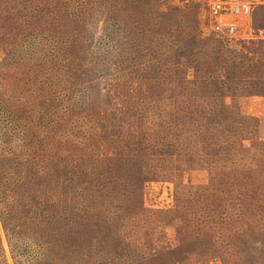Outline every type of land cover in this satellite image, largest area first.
Here are the masks:
<instances>
[{"label":"rangeland","instance_id":"obj_1","mask_svg":"<svg viewBox=\"0 0 264 264\" xmlns=\"http://www.w3.org/2000/svg\"><path fill=\"white\" fill-rule=\"evenodd\" d=\"M209 2L0 0V264H264V40Z\"/></svg>","mask_w":264,"mask_h":264},{"label":"built area","instance_id":"obj_2","mask_svg":"<svg viewBox=\"0 0 264 264\" xmlns=\"http://www.w3.org/2000/svg\"><path fill=\"white\" fill-rule=\"evenodd\" d=\"M264 10V0H210L209 27L228 43L264 40V26L255 24L254 14Z\"/></svg>","mask_w":264,"mask_h":264},{"label":"trees","instance_id":"obj_3","mask_svg":"<svg viewBox=\"0 0 264 264\" xmlns=\"http://www.w3.org/2000/svg\"><path fill=\"white\" fill-rule=\"evenodd\" d=\"M69 39L71 40L70 42L72 43V36L69 35ZM111 114H113V113H111ZM110 159L113 161V164H112L113 167L114 166L118 167V168H113V169L114 170L120 169L119 165H117V159H115V160H113L112 158H110ZM110 159H107V160H110ZM97 167L98 168H94V171L98 174V176L91 177V176L87 175L86 180H84L81 177V175L78 174V172H76V171H75V174H71L72 171L71 172L66 171L64 173V175H65L64 185H65V187H68L69 189L71 188L72 191H74V193L72 194V197H74V195H77V197L79 198L80 195L78 192L81 191L82 194L88 198V206H90L91 208H96L98 206V201H100L102 199H106V198L109 199V197L112 196L113 194H115L117 192L118 188L120 187L119 186V184H120L119 180L121 178H119V176H115L116 172H114L113 170L105 169V168L102 169L100 162H99ZM99 169H102V172L100 171L101 173L98 172ZM1 183L4 184L3 179L0 180V185H3ZM84 183H86V185H87L86 191H84V186H80ZM129 198L132 199L133 195L130 194ZM53 203H54V205L51 206L52 209L49 208L48 206L46 209H42V207H43V205H42L41 210L37 206L36 207L33 206V210L35 209L37 212H40V214L45 215L47 217L48 223H50V221L51 222L54 221V222L58 223L59 219H61L60 214L57 213L56 211H54V208H57V207L59 208V205H56L55 202H53ZM24 206H30L29 202L27 205H24ZM122 208H123V205H119L118 210H121ZM44 210H48V211L46 212ZM139 210H140V208H139ZM65 211H67V208L65 209ZM24 214H25V212H24ZM63 215H66V214H63ZM115 220H116V218L111 217V219H110L111 226L113 225V223L116 222ZM68 222H72L74 225H77L79 221L74 220L73 218H70L68 220ZM65 236H67V238H69L70 234H66ZM73 244H75V241L73 242ZM62 247L63 246L61 245V249H62ZM245 264H255V262L252 261L251 263H245Z\"/></svg>","mask_w":264,"mask_h":264}]
</instances>
